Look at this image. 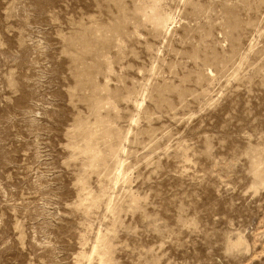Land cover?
I'll return each instance as SVG.
<instances>
[{"label": "rangeland", "instance_id": "374dc122", "mask_svg": "<svg viewBox=\"0 0 264 264\" xmlns=\"http://www.w3.org/2000/svg\"><path fill=\"white\" fill-rule=\"evenodd\" d=\"M0 264H264V0H0Z\"/></svg>", "mask_w": 264, "mask_h": 264}]
</instances>
